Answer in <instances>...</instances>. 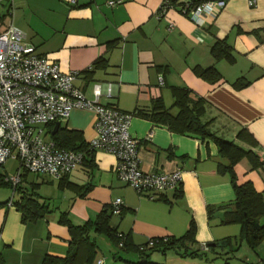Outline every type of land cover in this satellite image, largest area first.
Instances as JSON below:
<instances>
[{
    "label": "crops",
    "instance_id": "obj_1",
    "mask_svg": "<svg viewBox=\"0 0 264 264\" xmlns=\"http://www.w3.org/2000/svg\"><path fill=\"white\" fill-rule=\"evenodd\" d=\"M110 1L118 3L109 6ZM162 1L78 0L70 6L62 0H15L10 17L35 53L54 61L64 73H78L75 86L86 98L93 99V85L101 84V105L145 113L154 99L161 98L169 108L173 88H187L202 98L206 102L203 118L211 120V131L251 150L262 163L254 170L243 159L234 171L239 183L250 181L264 200V0H258L252 8L247 0H224V8L215 16H204L201 26L178 8L160 16ZM4 6L8 13L7 3L0 1V8ZM4 29L0 25V32ZM216 40H224L230 47L233 62L212 57L210 48ZM99 58L106 63L88 70ZM195 67H213L221 79L210 84L193 73ZM238 80L244 85L239 89L232 85ZM108 84L110 95L104 90ZM93 123L92 112L72 110L59 127L80 131L82 140L88 143L95 135ZM241 130L250 134L255 147L236 139ZM129 132L140 142L137 155L143 171L181 170L179 193L168 191L153 199L137 194L117 179L113 171L115 158L103 151H94L91 163L76 168L66 179L79 187L89 185L84 196L68 188L53 190L56 180L23 172L19 188L28 191L35 187L50 211L34 223L22 224L21 214L13 205L0 207L3 264H39L44 255L64 256L69 234L58 223L60 214L67 213L70 222L79 225L94 220L117 198L123 207L119 215H112L110 226L130 238L134 246L151 238H179L190 220L195 223L193 248L222 241L226 245L207 251L204 258H182L170 250L151 253L145 260L134 253H123L125 261L112 256L109 264H230L235 247L244 242H237L238 224H221L225 212L231 209L234 193L228 176L217 172V165L227 161L220 157L216 145L209 139L171 132L140 116L132 117ZM149 133L151 138L147 140ZM9 162L15 163L13 168L17 170L14 160L2 167L6 170ZM7 174L5 171L4 176ZM11 197L17 200L20 194L11 189Z\"/></svg>",
    "mask_w": 264,
    "mask_h": 264
},
{
    "label": "built area",
    "instance_id": "obj_2",
    "mask_svg": "<svg viewBox=\"0 0 264 264\" xmlns=\"http://www.w3.org/2000/svg\"><path fill=\"white\" fill-rule=\"evenodd\" d=\"M0 1L7 3L8 13L13 11L15 0ZM62 1L70 6L78 2ZM170 1H162L158 11L160 16L177 7L199 26L204 16H215L225 6L224 0H204L197 4L192 0H177L175 6ZM257 2L247 0L250 8ZM117 3L110 1L108 5ZM77 76V72L60 71L54 61L35 53L34 48L25 43L23 31L12 23L0 32V166L8 160L18 164L16 174L6 176L5 180L15 187L20 183L22 173L27 172L59 181L82 166V153L60 149L51 139L42 137L44 131L48 133L49 125L67 120L72 110H82L94 114L95 135L87 143L88 148L115 158L113 171L120 182L151 199L161 198L168 191H179L182 184L180 169L170 173L141 169L137 155L140 142L129 132L132 114L114 105H101L98 101L103 92L101 84L93 85V99L86 98L75 86ZM162 84L159 79V85ZM104 90L110 95L111 85H106ZM150 138L151 133L146 139ZM7 205L12 206V197ZM122 207V200L115 199L111 204L112 214L119 215ZM155 241L149 240L147 246L139 247L140 250L152 247ZM199 248L204 252L209 249L206 244ZM97 264H103V261L98 260Z\"/></svg>",
    "mask_w": 264,
    "mask_h": 264
},
{
    "label": "trees",
    "instance_id": "obj_3",
    "mask_svg": "<svg viewBox=\"0 0 264 264\" xmlns=\"http://www.w3.org/2000/svg\"><path fill=\"white\" fill-rule=\"evenodd\" d=\"M202 0H192L194 3H199ZM177 0H171L170 3L174 6ZM177 5H181L178 3ZM177 8V7H175ZM210 53L214 59H225L233 62L230 47L224 40H216L210 48ZM106 63L104 58L97 59L93 66L89 69L97 67ZM87 72V71H86ZM193 73L200 79L214 84L221 79L220 74L213 67L193 68ZM235 88L243 87L239 80L232 84ZM173 103L171 107L167 108L161 98L154 99L149 112H136L130 113L132 116H140L148 119L149 121L163 125L171 132L178 134H190L199 137L200 139H209L217 147L220 157L224 158L226 164H218L217 172L220 175H227L234 193V201L231 209L226 211L222 225L238 224L240 227V234L237 242L242 241L247 244L250 249L256 248L262 240H264V224H260V220L264 217V200L260 192H257L250 181L239 183L234 171V167L241 160H247L251 168L256 170L262 166L251 150H245L236 145L233 141L226 140L218 137L210 129L211 120H204L206 102L200 98L192 95L187 88H173L171 89ZM175 109V112H171ZM54 124L48 126V133L50 139L60 149L73 150L82 153L83 163L82 166L91 163V156L93 150H90L82 140L81 132L77 130H70L66 128H58L52 135ZM236 139L250 147H255L256 143L246 130H241L237 133ZM69 176V175H68ZM68 176L57 181L59 189H70L84 196L90 190V186L86 185L79 187L66 182ZM0 186H7L19 192L20 197L13 200L12 205L21 214L22 224L34 223L42 219L49 213L47 203L40 200V196L36 193L35 187L30 188L28 191H22L18 185L13 187L5 180V176L0 174ZM180 191V190H179ZM179 191L176 192L179 193ZM9 201V200H8ZM0 203V207L7 205ZM208 209V215L211 213ZM111 207L104 208L96 218L92 221H86L82 224L75 225L70 222L67 213L60 214L58 223L67 228L69 234V241L67 251L64 256L44 255L39 264H93L97 257V245L91 238L90 234L95 233L108 238L113 245H115L122 253H134L140 259H147L151 253L173 250L178 253L182 258L184 257H198L204 258L206 252L202 251L199 247L193 248L195 244V223L190 220L185 233L179 238H151L149 240H156L154 245L145 250H140L139 247L147 246V240L144 244L134 246L127 236L118 234L114 228L110 226V219L112 217ZM122 243L121 246L119 244ZM230 244V241H227ZM238 244V243H237ZM214 248L209 247V250ZM114 260L125 261L121 255H113ZM0 264H3L0 260ZM136 264H153L148 261Z\"/></svg>",
    "mask_w": 264,
    "mask_h": 264
},
{
    "label": "rangeland",
    "instance_id": "obj_4",
    "mask_svg": "<svg viewBox=\"0 0 264 264\" xmlns=\"http://www.w3.org/2000/svg\"><path fill=\"white\" fill-rule=\"evenodd\" d=\"M7 8V6H6ZM5 6L0 8V15H4L2 18V22L0 25L6 26L8 23L12 22L10 17V12H5ZM7 11V10H6ZM42 137L46 140H50V135L43 132ZM15 163H10L7 165V169L5 170L3 167L0 166V174L5 175V171L8 173L7 177H13L16 174V170L13 168ZM6 177V176H5ZM57 187L55 181L52 185L53 190ZM47 190L52 191V189L47 187ZM11 196V188L7 186H0V203L4 202ZM260 224H264V217L260 220ZM91 237L96 239L97 244V258L93 264H97L98 259L103 261V264L112 263L113 259L112 256L114 255H124L119 251V249L111 243V241L102 235H97L92 233ZM236 252L234 254V259H230V264H264V240L260 242V244L254 248L250 249L247 244L244 242L242 243L241 247H235ZM2 249V248H1ZM225 250L227 249L224 248ZM228 250V249H227Z\"/></svg>",
    "mask_w": 264,
    "mask_h": 264
},
{
    "label": "water",
    "instance_id": "obj_5",
    "mask_svg": "<svg viewBox=\"0 0 264 264\" xmlns=\"http://www.w3.org/2000/svg\"><path fill=\"white\" fill-rule=\"evenodd\" d=\"M59 126H60V123H58V122L54 124L53 131L51 133L52 135L58 130ZM225 245H226V242L222 241V242H216V243L208 244V247H212V248L224 247Z\"/></svg>",
    "mask_w": 264,
    "mask_h": 264
}]
</instances>
